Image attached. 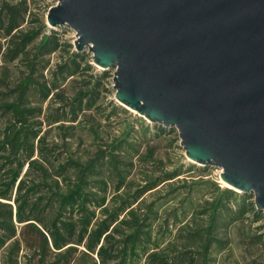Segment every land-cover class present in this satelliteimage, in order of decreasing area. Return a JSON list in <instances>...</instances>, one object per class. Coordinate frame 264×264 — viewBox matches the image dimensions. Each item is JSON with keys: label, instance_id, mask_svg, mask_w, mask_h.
<instances>
[{"label": "water", "instance_id": "95a60500", "mask_svg": "<svg viewBox=\"0 0 264 264\" xmlns=\"http://www.w3.org/2000/svg\"><path fill=\"white\" fill-rule=\"evenodd\" d=\"M56 1L47 25L114 69L116 102L264 214V0Z\"/></svg>", "mask_w": 264, "mask_h": 264}, {"label": "trees", "instance_id": "16d2710c", "mask_svg": "<svg viewBox=\"0 0 264 264\" xmlns=\"http://www.w3.org/2000/svg\"><path fill=\"white\" fill-rule=\"evenodd\" d=\"M7 18L6 26L0 19V29L7 39L5 46L0 44L2 80L9 72L7 64L20 61L25 49L38 39L36 52L42 57L61 50L56 33L19 29L21 17L16 7L7 6ZM82 55L72 53L68 62L56 64L55 74L60 72L62 80L76 76L81 64L77 59L82 60ZM35 68L30 60L28 74L13 89V99L1 98L0 93V264H252L230 243L223 253L227 242L215 230L225 213L237 219H264V214L255 208L253 195L216 187L219 197L205 203L209 210L206 228H193L190 221L180 228L190 233L185 250H177V237L158 241L150 230L143 229L137 209L132 208L140 197L122 206L106 204L105 197L94 203L91 197L95 193L87 181L97 169L95 162H54L50 157L54 148L46 143L54 125L75 122L76 110H85L82 106L91 108L89 90H80L71 97V120L58 113L48 117L44 110L49 112L50 105L44 109L43 103L64 100L65 91H59L57 82L38 83ZM46 68L43 66L39 74L42 80ZM83 68L91 71L89 64ZM102 77L107 78V73ZM32 96L38 101L33 103ZM164 131L159 126L157 133ZM97 158L105 159L104 152L99 151ZM178 176L177 171L168 173L161 184ZM157 186L150 184L142 194ZM120 188L121 184L117 191ZM24 251L21 263L19 257Z\"/></svg>", "mask_w": 264, "mask_h": 264}, {"label": "rangeland", "instance_id": "374dc122", "mask_svg": "<svg viewBox=\"0 0 264 264\" xmlns=\"http://www.w3.org/2000/svg\"><path fill=\"white\" fill-rule=\"evenodd\" d=\"M56 4V0H0V19L4 26L8 23L7 6L16 7L21 17L19 29L40 30L46 35L54 32L61 49L42 57L36 52L39 39L30 44L20 61L7 64L9 72L5 79L0 78L1 98L13 99V89L28 74L30 60L36 65L34 77L38 83L57 82L59 91H65L64 100L56 98L43 103L44 109L50 105L49 112L44 110L48 117L58 113L71 120V97L80 90H89L87 99L91 101V108L82 106L85 110H76L75 122L54 125L49 130L46 143L54 148L51 160L59 163L69 159L94 161L97 169L87 181L88 188L95 193L91 197L94 203L105 197L106 204L122 206L140 197L132 208L137 209L143 229L150 230L158 241L177 237V250L187 249L186 238L190 233L180 228L189 221L193 228H206L209 210L205 203L219 197L216 187L226 189L219 178L220 169L204 167L187 159L176 129L168 128L158 134V125L150 124L135 111L116 102L112 82L114 69L104 71L94 66L88 49L81 52L82 60L77 59L81 64L76 76L62 80L60 72L55 74L56 64L68 62L72 53H77L73 31L64 27L50 28L46 23L49 8ZM6 41L4 30L0 29V44L5 46ZM85 64L91 65V71L83 70ZM2 65L0 60V73ZM43 66L47 68L42 80L39 74ZM103 73H107V78L102 77ZM32 93L35 94V90ZM31 101L37 102L38 98L32 96ZM99 151L104 152L105 159L98 160ZM149 151H152L151 156ZM174 171L179 176L161 184L166 175ZM152 183L158 186L142 194ZM119 184L121 188L117 191ZM215 231L224 243L227 242L223 245V253L231 244L247 263L264 264V219L255 221L251 216L237 219L225 213ZM24 254L25 251L20 254L21 263ZM217 262H221L220 257Z\"/></svg>", "mask_w": 264, "mask_h": 264}, {"label": "bare ground", "instance_id": "6f19581e", "mask_svg": "<svg viewBox=\"0 0 264 264\" xmlns=\"http://www.w3.org/2000/svg\"><path fill=\"white\" fill-rule=\"evenodd\" d=\"M222 184L224 185V187L229 188V186H227L226 184H224V183H222Z\"/></svg>", "mask_w": 264, "mask_h": 264}, {"label": "built area", "instance_id": "2783aa9c", "mask_svg": "<svg viewBox=\"0 0 264 264\" xmlns=\"http://www.w3.org/2000/svg\"><path fill=\"white\" fill-rule=\"evenodd\" d=\"M64 28L68 29V27H64Z\"/></svg>", "mask_w": 264, "mask_h": 264}]
</instances>
